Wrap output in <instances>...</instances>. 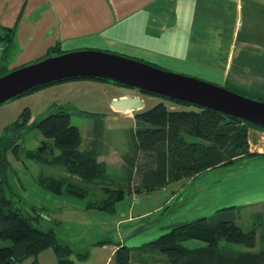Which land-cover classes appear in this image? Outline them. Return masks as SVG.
<instances>
[{
  "label": "trees",
  "instance_id": "16d2710c",
  "mask_svg": "<svg viewBox=\"0 0 264 264\" xmlns=\"http://www.w3.org/2000/svg\"><path fill=\"white\" fill-rule=\"evenodd\" d=\"M0 40L3 44L1 76L9 71L7 61L15 43L14 28L0 26ZM55 51L65 52L56 46L47 55ZM85 78L126 85L99 77L65 78L55 82ZM48 84L29 89L13 98ZM142 92L159 96L162 100L136 112L135 129H130L126 149L122 152L121 182L113 181L108 175V164L98 160L102 150V131L105 129L101 117L96 118L93 124L98 130L94 137H98L100 144L83 148L81 128L72 123V112L65 105L57 106L34 122H30L31 109L26 107L15 121L6 126L0 136V241L8 240L10 243L0 246V264H22L26 258L36 257L48 248L55 251L58 264H76L77 261L87 259L90 254L88 247L76 250L61 240L53 227L42 229L39 225L42 219L40 213L43 212L23 209L18 205L19 199L11 193L8 182L9 153L18 159L27 155L38 162L42 155L38 150L28 148L22 154V137L26 130H39L46 142L58 150L57 154L48 159L50 165L62 168L69 174L55 175L41 170L36 174V180L41 186L58 194L74 192L82 197H85L87 189H99L102 195L92 199L87 208L96 207L110 212L115 211L116 204L127 193L152 192L176 181L186 182L207 170L241 163L245 158H264V152L250 149L251 127L261 126L264 129V126L213 108ZM167 101L185 104L188 108L174 109ZM114 184L119 186L114 189ZM236 207L227 205L206 215L168 224L155 240L138 248L115 242L116 264H264V248H256L260 228L258 222L251 229L245 230L237 222ZM190 240L203 244L189 246L187 242ZM110 242L111 239H100L94 244ZM148 252L159 255V259L148 260L144 256ZM73 253L76 254L74 259Z\"/></svg>",
  "mask_w": 264,
  "mask_h": 264
},
{
  "label": "crops",
  "instance_id": "0c3cea01",
  "mask_svg": "<svg viewBox=\"0 0 264 264\" xmlns=\"http://www.w3.org/2000/svg\"><path fill=\"white\" fill-rule=\"evenodd\" d=\"M0 26L14 28L15 43L7 61L9 70L46 56L56 46L64 51L96 48L142 58L153 64L168 65L181 72L193 73L207 80L216 81L244 94L253 92L264 95V0H0ZM83 82L93 83L84 79L50 83L52 85L7 100L9 103L7 106L0 105V113L5 114V108H10L12 103H16L20 108L11 122L15 121L26 107L31 109L30 122H34L40 117L36 119L32 111L33 96L45 91H58L64 85ZM115 92L109 97V102L124 96H140L128 90L118 89ZM140 97L145 106L140 110L162 100L157 99L156 95L142 94ZM62 100L65 99L57 95V99L52 100V107L41 111L40 116H45L58 104L65 105ZM151 101L153 102L149 104ZM180 105L176 106V103H173L170 107L176 109ZM111 109H114L113 106ZM114 110L128 116L134 112L132 109ZM130 119L134 125L128 128L135 129L136 118ZM97 131V128H94L86 144L83 137L82 148L100 144L97 141L98 137H94ZM258 131L259 129L253 127L250 129V133L254 132L252 135ZM40 141L41 146L36 148L42 153L39 157L40 162L27 155L24 157L40 165H50L48 159L57 154L58 150L51 147V143L46 142L42 134ZM101 141L103 146V138ZM123 145L119 158L120 169L126 143ZM103 152L104 147L100 155ZM100 161L108 164L107 158ZM49 169L55 175H68L59 167L51 165ZM213 173L204 175L196 183L194 191L197 194L188 202L187 210L190 216L206 215L225 205H238L260 199L248 197L249 193L246 191L251 185L241 187L237 179L244 175L243 171L220 170L218 174ZM250 176L258 178L251 174ZM225 189L231 190V198L236 201L221 203L218 201L223 197ZM211 195L217 196L208 198ZM151 212L153 211L142 210L133 214L130 211L128 215L120 217L116 224L126 223V228L123 230L124 235L119 232V241L138 248L150 241L148 236H156L158 233L150 232L153 227L146 228L144 222V218ZM158 230L163 232L161 228ZM110 245L111 243L95 245L98 247L90 251L88 258L76 264H94L92 261L99 252L103 257L99 264H108L110 260L115 259L117 249V244L111 247ZM42 257L46 258L47 264H58V258L52 248L27 259L31 258L32 264H39Z\"/></svg>",
  "mask_w": 264,
  "mask_h": 264
},
{
  "label": "rangeland",
  "instance_id": "374dc122",
  "mask_svg": "<svg viewBox=\"0 0 264 264\" xmlns=\"http://www.w3.org/2000/svg\"><path fill=\"white\" fill-rule=\"evenodd\" d=\"M80 49H96V48H80ZM76 49V50H80ZM103 50V49H96ZM71 51V50H70ZM110 51V50H107ZM114 52V51H110ZM57 51L53 52L50 55L44 56L36 61L37 62L43 58L52 55H58ZM118 53V52H114ZM121 54V53H119ZM124 55V54H123ZM128 56V55H126ZM131 57V56H130ZM29 63V64H31ZM153 64V63H152ZM27 65V64H25ZM163 69L170 70L172 72L185 74L193 77H197L203 80H207L203 77L196 76L193 73L181 72L177 68H170V66L162 64H154ZM74 79L64 80L73 81ZM83 80V79H80ZM84 80H91L93 83L83 82L81 84H68L60 87L58 91H45L32 97L34 101V107L32 111L36 116V119L41 118V111L50 109L54 99H57V95L65 100V108L72 112L71 120L74 125L79 126L84 137L85 144L90 140L91 135L94 132V121L96 118H104L106 129L103 130L102 138L104 145L100 146L102 149L104 147V152L99 155L98 160L107 158L108 166H110L109 177L113 181H120L123 178L122 171L120 169V154L121 150L124 148L123 144L126 143L131 130L129 126H133L134 123L131 118H134V115L142 106L138 109H134L132 115L128 116L126 113L115 111L111 109V101L109 102V97L115 94L116 90H128L133 94L137 93L140 96L142 94L151 95L149 93H144L139 91L137 88L112 83L106 80L98 78H85ZM213 83L219 84L216 81L207 80ZM52 85V84H48ZM48 85L43 86L44 88ZM223 86V85H222ZM227 87V86H226ZM43 89V88H42ZM232 89V88H231ZM234 90V89H233ZM237 91V90H235ZM239 92V91H238ZM31 93V92H30ZM242 93V92H240ZM28 94V93H27ZM244 94V93H242ZM250 98L256 100H264V95H258L253 92L244 94ZM144 97H147L144 95ZM12 99V98H11ZM9 99V100H11ZM157 99H162L158 96ZM53 100V101H52ZM70 100V101H68ZM156 100V98H155ZM154 100V101H155ZM151 101L149 104H151ZM170 105L173 103L167 101ZM7 101L1 103L0 105L7 106ZM175 104V103H174ZM61 104H58L60 106ZM153 105V104H152ZM180 104H176L178 106ZM10 107V106H9ZM20 105L12 103L10 108H5V114L0 113V136L4 133L6 125L9 124L12 119L16 117V111L19 110ZM181 108H188L185 104L180 105ZM114 110V111H113ZM80 111V112H79ZM100 112V113H95ZM104 113V114H103ZM43 117V116H42ZM255 129H259L256 134L254 132L250 133V149L252 151L264 152V129L261 126H252ZM29 130V129H28ZM100 132V133H102ZM41 134L37 128H32L28 132L27 130L23 133L22 137V154L24 150L30 147H34L35 150H38L40 143ZM43 146V145H42ZM41 150H38V152ZM10 158V169H9V188L11 193L16 195V199H19L18 205L27 211H32L42 214L41 225L42 229L54 228L57 236L69 243L73 248L79 250L80 248L86 249L87 247L91 251L96 244L94 242L97 239H111L112 242L110 247L119 241V232L123 234V230L126 228V223L116 224L117 220L120 217H124L131 213L137 214L142 210H151L149 216L144 218L146 228L153 227L150 229L152 233H158L152 236H148L150 241L155 240L161 234V231L158 229L161 228L163 232L165 231L166 225L173 224L178 221H183L187 219H192L195 216H190L188 214V202L189 199H192L197 194L194 191L196 183L204 176L213 174H218L221 171H233L240 170L244 172V175L240 176L237 180L242 185H251L246 193H249L248 197H258V201H251L247 203H240L236 207L238 220L237 222L245 229L249 230L254 223L258 222V244L257 249L264 248V158L261 157H252L245 158L241 163L234 165H229L222 168H216L214 171L207 170L200 173V175L193 178V181L183 182H173L165 187L156 189L152 192H145L141 194H131L127 193L125 197L119 201L117 204V209L115 212H107L104 209H99L96 207H89L87 205L92 199L99 198L102 193L99 189H85L86 195L82 197L81 194H76L74 192H66L65 194H58L47 190L41 186L36 180V174L40 170H44L48 174H52V170L49 169L51 165H40L29 158H23L18 160L14 157L13 153H9ZM241 164V166H240ZM52 172V173H51ZM210 172V173H209ZM60 173V172H59ZM256 176L261 178H255L250 176ZM69 175V174H68ZM197 180V181H196ZM195 182V183H194ZM118 183V182H117ZM257 183V184H255ZM119 184V183H118ZM123 184V182L121 183ZM120 184V185H121ZM109 185H113L110 183ZM119 185L113 186L117 188ZM225 187L227 185L225 184ZM96 190V193H94ZM91 191V192H90ZM230 189H225L223 197L218 201L228 202L233 200ZM235 193V192H234ZM95 196H94V195ZM240 194V193H235ZM81 195V196H80ZM217 195H211L208 198L215 197ZM211 200V199H208ZM244 202V200H241ZM219 203V202H218ZM227 206V205H225ZM223 207V206H222ZM213 210V209H212ZM103 220V221H100ZM135 224V223H134ZM166 224V225H165ZM168 229V228H167ZM147 231V230H145ZM162 232V233H163ZM124 235V234H123ZM152 239V240H151ZM10 242L8 240L0 241V246L8 245ZM189 246H195L203 244L197 240H190L187 242ZM244 247V246H239ZM145 254V253H144ZM148 260H158L160 257L155 256L152 252H148L144 255ZM99 257V260H97ZM72 258H76V254H72ZM103 259L101 253L99 252L96 257L93 259L94 264H99ZM46 258L40 259L39 264H47ZM78 262V261H77ZM23 264H32L31 258L25 259ZM82 264V263H78ZM92 264V263H90ZM108 264H116L115 259H112Z\"/></svg>",
  "mask_w": 264,
  "mask_h": 264
},
{
  "label": "water",
  "instance_id": "95a60500",
  "mask_svg": "<svg viewBox=\"0 0 264 264\" xmlns=\"http://www.w3.org/2000/svg\"><path fill=\"white\" fill-rule=\"evenodd\" d=\"M76 77L112 80L264 126V100L135 57L96 49L69 50L9 70L0 76V103L37 86ZM111 104L125 111L138 109L144 102L140 96H124Z\"/></svg>",
  "mask_w": 264,
  "mask_h": 264
},
{
  "label": "built area",
  "instance_id": "2783aa9c",
  "mask_svg": "<svg viewBox=\"0 0 264 264\" xmlns=\"http://www.w3.org/2000/svg\"><path fill=\"white\" fill-rule=\"evenodd\" d=\"M3 49V44H2V42H1V40H0V51Z\"/></svg>",
  "mask_w": 264,
  "mask_h": 264
},
{
  "label": "flooded vegetation",
  "instance_id": "af4514ba",
  "mask_svg": "<svg viewBox=\"0 0 264 264\" xmlns=\"http://www.w3.org/2000/svg\"><path fill=\"white\" fill-rule=\"evenodd\" d=\"M138 89V88H137ZM139 90V89H138ZM140 91V90H139ZM142 92V91H141Z\"/></svg>",
  "mask_w": 264,
  "mask_h": 264
}]
</instances>
